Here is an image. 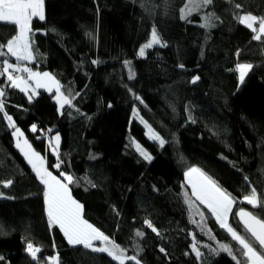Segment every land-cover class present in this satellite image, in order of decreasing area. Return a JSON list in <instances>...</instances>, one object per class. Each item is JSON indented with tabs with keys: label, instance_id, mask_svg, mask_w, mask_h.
<instances>
[{
	"label": "trees",
	"instance_id": "obj_1",
	"mask_svg": "<svg viewBox=\"0 0 264 264\" xmlns=\"http://www.w3.org/2000/svg\"><path fill=\"white\" fill-rule=\"evenodd\" d=\"M184 3L45 0V21L32 22L36 59L28 66L52 73L62 90L79 93L74 107L66 106L61 115L55 93L40 91L29 102L25 93L6 87L3 77L0 87L6 90L5 111L55 175L57 159L45 134L52 129L50 139L59 133L61 170L79 180L69 187L83 205V218L129 255L138 254L142 264H234L227 254L213 255L204 247L218 244L192 223L199 216L185 202L184 193L190 196L191 189L184 174L189 167L201 169L237 198L233 213L243 207L264 218V210L239 202L249 184L264 193V39L253 40L254 34L234 17V12L264 15V0H214L191 22L180 19ZM235 3L242 9L236 10ZM208 13L219 19L210 28L201 27ZM153 26L167 47L155 46L146 58H138ZM14 31L0 23V42ZM125 60L131 62L133 79ZM237 63L254 65L243 83L234 70ZM194 76L200 77L196 83L191 82ZM140 117L166 141L162 147L146 137ZM12 131L0 113V181H13L9 187L0 183V264H36L26 252V240L41 248V258L58 253L60 264H118L106 253L70 246L58 227H49L44 185L16 149ZM133 141L151 154V162ZM203 210L216 239L235 245ZM28 221L33 232L22 237ZM230 223L243 233L235 215ZM137 230L144 236L136 237ZM192 233L204 253L200 259L191 251Z\"/></svg>",
	"mask_w": 264,
	"mask_h": 264
},
{
	"label": "snow or ice",
	"instance_id": "obj_2",
	"mask_svg": "<svg viewBox=\"0 0 264 264\" xmlns=\"http://www.w3.org/2000/svg\"><path fill=\"white\" fill-rule=\"evenodd\" d=\"M213 3L214 0H185V3L180 8V19L191 22L189 18L194 13H199L202 9L209 8ZM234 8L236 10L242 9V5L235 3ZM234 17L240 24L251 30L254 34L253 40L262 41L264 39V15L258 16L252 12L243 14L234 12ZM34 19L45 21V0H0V23L10 24L15 30L14 34L5 41L0 42V58H3L0 59V77L6 79V87L17 88L27 94L29 102H32L33 95H39L38 89H44L49 93H52L54 90V99L59 106L58 112L63 115L66 105L74 107L72 100L74 95H79V93L73 94L67 89L62 90L63 86L52 73L37 71L27 64L21 63L23 61L32 62L36 59L33 41L34 29L32 27ZM201 19L203 23L200 26L210 28L213 26V19L218 20L219 17L215 13H208L203 15ZM155 46L167 47V44L162 40L155 26H153L150 32V39L139 48L138 56L146 58L147 50ZM236 55L239 56L240 52L237 51ZM8 57H14L16 63L10 62ZM92 63L97 64L99 61L94 60ZM124 64L128 66L129 79H133L134 73L131 70V62L125 60ZM178 67L183 68L184 65L180 64ZM253 67L254 65L251 63L236 64L234 70L239 73L240 83L244 82L245 76ZM199 79V76H194L191 82L196 83ZM5 96V87H0V113L7 120L8 127L13 129L12 135L15 137V146L26 157L39 182L44 185L43 195L49 227H58L70 246H82L95 253H106L118 264H127L128 261L142 264L138 258V254L129 255L127 248L122 247L114 239L83 218V205L72 197L71 188L69 187L71 184L79 183V180L71 173L61 170V166L65 162L61 159L59 153L61 141L59 133H56L54 137L48 140L51 151L57 159V162L52 167L58 171V175H54L47 166L46 157L35 151L32 144L25 137L24 132L17 127L13 117L5 111ZM136 99L143 103L140 97L136 96ZM108 106L111 107L110 104ZM138 111V109L134 108L133 116H138ZM140 119L148 129L149 138L158 141L162 147L166 141L142 117ZM193 122L195 121L193 120ZM37 130V125L32 124L31 131L36 133ZM47 131L51 132L52 129H48ZM133 142L135 143L136 151L139 152L143 159L151 162L153 159L151 154L142 148L139 143ZM184 175L187 183L191 185V195L189 196L187 191L184 193L186 197L185 202L189 209L195 211L196 215L199 216V220L193 219L192 223L201 232L208 235L209 240L216 241L218 244L217 248L212 247L210 244H205L204 247L208 248L209 252L213 255L227 254L234 261V264H264V218L243 207L233 213V208L237 204V198L222 188L214 179L207 176L201 169L189 167ZM84 179L87 183L91 184V181H87L86 177ZM243 179L246 183L248 182L247 176L243 177ZM0 183L4 187H9L13 181L7 179L0 181ZM92 187H95V184H92ZM249 189L248 193L239 202H246L247 205L253 208L264 210V193H259L257 188L251 186V184H249ZM0 195L3 194L0 193ZM197 202L199 203L197 204ZM200 205H203V209H206L207 213H210L218 226L228 234L231 241L235 242V245L222 243L216 239L211 228L207 227V217L205 211L200 208ZM233 215L239 221L243 233L238 231L229 222L230 217ZM144 223L158 236L161 235L159 229L150 220L146 219ZM191 235L193 240L191 251L200 259L204 256L199 247L200 241L197 240L195 233ZM135 236L143 237L144 233L137 230ZM96 242H100L99 245ZM140 250L139 245H137V253ZM159 251L166 254L164 247H161ZM26 252L36 264H60L58 253L54 256L41 258L38 256L41 248L27 240ZM2 259L3 257H0V260Z\"/></svg>",
	"mask_w": 264,
	"mask_h": 264
},
{
	"label": "rangeland",
	"instance_id": "obj_3",
	"mask_svg": "<svg viewBox=\"0 0 264 264\" xmlns=\"http://www.w3.org/2000/svg\"><path fill=\"white\" fill-rule=\"evenodd\" d=\"M148 51V50H147ZM138 58H141V57H139L138 56ZM15 59V58H14ZM21 63H23V64H27L28 65V63H31V62H28V61H23V62H21ZM17 89V88H16ZM19 90V89H18ZM38 91V93L40 92V91H44V92H46V93H49V92H47L46 90H44V89H38L37 90ZM24 93V92H23ZM53 93H55V91L53 90V92L52 93H49V94H53ZM27 95V94H26ZM28 96V95H27ZM34 96V95H33ZM55 100V99H54ZM56 102V101H55ZM57 106H58V104H57ZM67 106V105H66ZM66 106H65V108H64V110L66 109ZM59 107V106H58ZM64 110H63V112H64ZM7 121V120H6ZM144 127H145V130H146V137L150 140V141H153V142H158V141H154V140H152V139H150L149 138V135H148V129H147V127L145 126V124H144ZM51 134V133H50ZM14 141H15V137H14ZM54 142V141H53ZM15 143H16V141H15ZM24 156V155H23ZM25 157V156H24ZM26 158V157H25ZM197 168V167H196ZM35 173V172H34ZM54 174V173H53ZM55 175V174H54ZM185 181H186V177H185ZM186 184L189 186V188L191 189V185H189L188 183H187V181H186ZM246 203V202H245ZM45 213H46V205H45ZM82 215H83V211H82ZM47 217V216H46ZM20 222H24V221H22V220H20L19 221V223ZM29 222V224H30V227H29V229L27 230V232H25V234H23V236L22 237H30V235L32 234V232H33V228H32V225H31V223H30V221H28ZM230 222V221H229ZM35 225V224H34ZM33 225V226H34ZM16 233H18V230H17V228H16ZM99 243L100 242H96V244L97 245H99ZM128 262H132V261H128Z\"/></svg>",
	"mask_w": 264,
	"mask_h": 264
},
{
	"label": "built area",
	"instance_id": "obj_4",
	"mask_svg": "<svg viewBox=\"0 0 264 264\" xmlns=\"http://www.w3.org/2000/svg\"><path fill=\"white\" fill-rule=\"evenodd\" d=\"M25 75H26V74H25ZM45 137H46V140H47V142H48L49 137H50V132L46 131Z\"/></svg>",
	"mask_w": 264,
	"mask_h": 264
},
{
	"label": "crops",
	"instance_id": "obj_5",
	"mask_svg": "<svg viewBox=\"0 0 264 264\" xmlns=\"http://www.w3.org/2000/svg\"><path fill=\"white\" fill-rule=\"evenodd\" d=\"M246 27V26H245ZM247 28V27H246ZM251 31V30H250ZM8 123V122H7ZM16 147V146H15ZM16 149L20 152V150L16 147ZM21 153V152H20ZM21 155L23 156V154L21 153ZM24 157V156H23ZM24 159L27 161V159L24 157ZM28 163V162H27ZM31 167V166H30ZM33 170V169H32Z\"/></svg>",
	"mask_w": 264,
	"mask_h": 264
},
{
	"label": "water",
	"instance_id": "obj_6",
	"mask_svg": "<svg viewBox=\"0 0 264 264\" xmlns=\"http://www.w3.org/2000/svg\"><path fill=\"white\" fill-rule=\"evenodd\" d=\"M239 222V221H238Z\"/></svg>",
	"mask_w": 264,
	"mask_h": 264
}]
</instances>
